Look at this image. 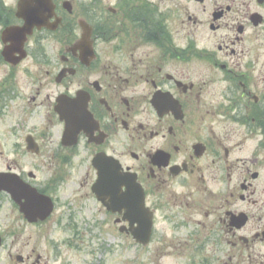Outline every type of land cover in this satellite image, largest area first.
<instances>
[{"label": "flooded vegetation", "instance_id": "obj_1", "mask_svg": "<svg viewBox=\"0 0 264 264\" xmlns=\"http://www.w3.org/2000/svg\"><path fill=\"white\" fill-rule=\"evenodd\" d=\"M52 2L16 65L0 50V131L17 154L0 173L19 186L21 149L56 182L80 171L90 228L119 231L126 202L142 199L155 264H264V0ZM32 174L20 177L74 236L60 186ZM16 203L2 248L19 238V188ZM17 257L6 264H48L35 248Z\"/></svg>", "mask_w": 264, "mask_h": 264}, {"label": "rangeland", "instance_id": "obj_2", "mask_svg": "<svg viewBox=\"0 0 264 264\" xmlns=\"http://www.w3.org/2000/svg\"><path fill=\"white\" fill-rule=\"evenodd\" d=\"M6 6V12L13 15L16 8L17 0H0ZM14 23V22H13ZM15 24V23H14ZM2 26H0V33ZM46 43L48 47L51 45ZM2 44L0 42V50ZM3 67L0 66V78ZM5 125V123H4ZM5 125L1 126V131L6 130ZM0 131V170L6 162H12L17 158V154L9 146L7 134H1ZM33 157L26 155L25 150H19V163L24 168L19 170V175L27 180L28 173H33L36 182L41 185L60 188L55 192L60 198L63 205L70 204L68 209H63V215H72L74 222L78 228H75V235L66 229L56 228V222L60 212H56L44 225H28L19 214V238L16 244L10 245L9 241H5V246L0 249V262L6 264L9 254L19 255L25 258L31 255L32 249L35 248L39 256L44 258L48 264H155L147 256L146 248L137 246L130 238L121 235L116 229L106 226L103 228H90L88 225L91 220H95L81 207L79 195V182L81 172L71 170L68 173V182H56L51 180L53 170L36 166ZM37 160V159H35ZM50 180V181H49ZM33 182L32 180H29ZM75 196V197H74ZM74 197V198H73ZM92 218V219H91ZM16 213L11 201L0 195V232L7 235L11 227L16 226ZM86 224V225H85ZM78 234V236H77ZM76 237V238H75ZM28 245V247H25ZM10 246V247H9ZM181 261L175 257H166L163 264H180Z\"/></svg>", "mask_w": 264, "mask_h": 264}, {"label": "water", "instance_id": "obj_3", "mask_svg": "<svg viewBox=\"0 0 264 264\" xmlns=\"http://www.w3.org/2000/svg\"><path fill=\"white\" fill-rule=\"evenodd\" d=\"M54 6L51 0H19L17 4L16 17L23 21L21 27H9L6 28L1 34V41L5 45L2 51V57L8 63L16 65L13 62V54L17 51L23 52V46L27 36L32 34L34 28L40 29L46 27L48 21L53 17ZM8 44V45H7ZM25 55H21L19 61L23 59ZM60 114V119H64V114ZM74 137L76 134H65V138L72 139L74 145ZM100 183H105L104 177L100 175ZM19 188V212L23 215L24 219L29 224L37 223L38 221H45L53 211V204L51 199L40 195L36 189L32 188L28 184L24 183L19 178V186L15 175L0 174V192L5 191L9 193L12 200L17 202ZM137 211L132 214L130 208L126 205L124 207L127 210V214L124 220L129 221L130 228L133 223L137 224L136 228H131L130 233L134 240L140 245H146L148 243L150 235V216L145 215L142 209V203L135 205ZM109 211L115 212L112 208H108ZM123 231V230H121Z\"/></svg>", "mask_w": 264, "mask_h": 264}, {"label": "trees", "instance_id": "obj_4", "mask_svg": "<svg viewBox=\"0 0 264 264\" xmlns=\"http://www.w3.org/2000/svg\"><path fill=\"white\" fill-rule=\"evenodd\" d=\"M1 20L5 21L4 23L6 24L7 22L10 21V17H9V15L5 14V16H3V17L0 18V22H1Z\"/></svg>", "mask_w": 264, "mask_h": 264}]
</instances>
